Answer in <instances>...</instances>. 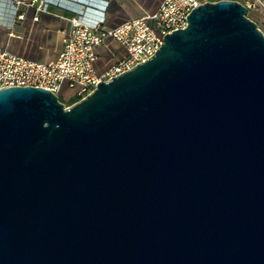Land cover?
<instances>
[{"label": "water", "instance_id": "1", "mask_svg": "<svg viewBox=\"0 0 264 264\" xmlns=\"http://www.w3.org/2000/svg\"><path fill=\"white\" fill-rule=\"evenodd\" d=\"M187 22L69 107L0 88V264H264V32Z\"/></svg>", "mask_w": 264, "mask_h": 264}, {"label": "built area", "instance_id": "2", "mask_svg": "<svg viewBox=\"0 0 264 264\" xmlns=\"http://www.w3.org/2000/svg\"><path fill=\"white\" fill-rule=\"evenodd\" d=\"M208 0H163L155 11L130 19L117 27H105L104 18L89 21L87 5L68 4L71 0H0V26L13 27L22 17L23 7L36 6L38 12H48L51 5H60L75 12L71 29L55 60L34 61L0 48V88L34 86L58 94L64 83L74 90L79 100L91 94L98 83L108 81L149 60L164 44L168 33L185 28L187 16ZM76 2V1H75ZM248 16L258 25L264 23V0H243ZM39 20V16L35 17ZM108 38L116 40L126 50L127 58L99 73L95 68L97 47Z\"/></svg>", "mask_w": 264, "mask_h": 264}, {"label": "crops", "instance_id": "3", "mask_svg": "<svg viewBox=\"0 0 264 264\" xmlns=\"http://www.w3.org/2000/svg\"><path fill=\"white\" fill-rule=\"evenodd\" d=\"M162 1L71 0L68 4L73 7H79L77 2L86 4V17L89 21L104 18L105 27L114 28L130 19L155 11ZM21 12L22 17L17 19L13 27L0 26V48L34 61L55 60L71 29L70 19L75 12L60 5H51L48 12H38L36 6L23 7ZM36 16H39V20L35 19ZM97 54L95 68L99 73L128 56L123 46L112 38L97 47ZM58 95L69 102L78 98L67 83L63 84Z\"/></svg>", "mask_w": 264, "mask_h": 264}, {"label": "rangeland", "instance_id": "4", "mask_svg": "<svg viewBox=\"0 0 264 264\" xmlns=\"http://www.w3.org/2000/svg\"><path fill=\"white\" fill-rule=\"evenodd\" d=\"M261 21L264 22V19L262 18ZM259 27H260V28L262 29V31L264 32V23L261 24V22H260ZM62 102H63L67 107H69V106L72 105V104H70L69 101L64 100V99H62Z\"/></svg>", "mask_w": 264, "mask_h": 264}, {"label": "trees", "instance_id": "5", "mask_svg": "<svg viewBox=\"0 0 264 264\" xmlns=\"http://www.w3.org/2000/svg\"><path fill=\"white\" fill-rule=\"evenodd\" d=\"M60 100L62 101V99L60 98ZM79 100V98H76V99H73L71 102H70V104H74L76 101H78Z\"/></svg>", "mask_w": 264, "mask_h": 264}]
</instances>
